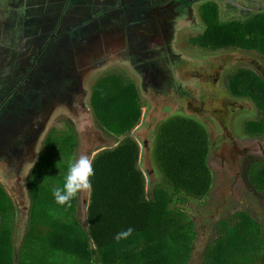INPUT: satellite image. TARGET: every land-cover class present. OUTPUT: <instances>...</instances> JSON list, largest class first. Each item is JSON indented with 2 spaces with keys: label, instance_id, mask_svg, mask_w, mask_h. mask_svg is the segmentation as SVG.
<instances>
[{
  "label": "trees",
  "instance_id": "1",
  "mask_svg": "<svg viewBox=\"0 0 264 264\" xmlns=\"http://www.w3.org/2000/svg\"><path fill=\"white\" fill-rule=\"evenodd\" d=\"M201 8H205L202 14L207 22L197 41L201 46H240L258 51L264 58V10L243 20L221 22L215 2H204ZM109 79L110 84L103 86L100 82L95 86L93 107L102 128L121 137L140 121L142 102L132 82L115 76ZM122 81L124 89L119 91L115 82ZM132 88L136 93L133 98ZM229 88L238 98L254 100L261 112L259 119L246 122L247 133H264V74L239 69L230 76ZM208 137L204 125L192 116L178 113L163 120L156 135V173L152 172L149 190L139 165L140 144L134 137L125 135L116 146L110 144L99 151L92 160L94 175L89 177L92 186L85 222L78 217L75 196L64 205L46 193L40 201L31 195L29 187L32 205L41 202L45 211L39 215L32 212L22 243L27 250L18 251L17 255L13 251L12 255L10 249L2 248L0 258L7 256L5 264H192L196 223L180 205L205 200L209 195L213 174L207 162ZM54 140L62 144L53 145L56 155L59 148L62 154L68 153L78 141L74 132L54 130L48 135L47 148ZM41 158L49 161L48 165L54 162L50 155ZM53 165L58 167L57 163ZM244 173L251 190L264 198V160L247 156ZM53 176L49 173L48 177ZM0 201L4 221L5 212L14 207L1 189ZM233 220V224L227 219L219 222L220 236L205 246L202 264H264L261 223L246 211L234 214ZM128 227L132 228L130 235L114 239L117 232ZM4 231L0 232V239Z\"/></svg>",
  "mask_w": 264,
  "mask_h": 264
},
{
  "label": "flooded vegetation",
  "instance_id": "2",
  "mask_svg": "<svg viewBox=\"0 0 264 264\" xmlns=\"http://www.w3.org/2000/svg\"><path fill=\"white\" fill-rule=\"evenodd\" d=\"M5 1V11L9 9L8 18L13 19L5 22L0 36L3 31L5 34L8 31L16 35L15 41L19 35H23L24 40L27 39L30 43V47L26 49L27 53L30 52L26 59L24 56L15 59L12 57L9 58L6 68L0 65V166L4 165L6 169H10L12 172L9 177L17 181L29 178V170L31 173L41 158V152L44 150L38 152L39 142L42 144V136L50 127L49 122L54 116L55 106H62L69 114H73L71 110L76 93V101L79 104L75 107L74 114L80 116V112L85 110V97L88 92L86 88L99 66L98 62H101L102 66L107 64V60H116L117 67L133 70L137 74L135 77V74L130 72L128 78L138 81L132 83L145 108L143 113L146 112L155 124L163 115L159 118L152 117L151 113H159L151 109V101L144 98L143 93L154 98L153 102L159 101L161 93L164 92L159 89L169 81L163 73V68L171 67L175 80L183 84L191 83L198 75H207L209 79L214 80L220 75L218 66L210 64L201 67V70H195L194 74L189 75L190 78L183 80L181 77L188 74L195 64H199L198 56L183 54L178 40L181 33L189 28L187 24L190 23L191 27L202 29L204 32L207 22L202 14V4L215 2L221 22L231 18L243 20L261 8L257 7V4L253 5L251 0H248L250 6L245 9L231 0H222L223 4L225 3L222 8L216 0H33L34 5L27 6V14L19 15L16 11L24 7L25 0ZM255 3L261 5L264 1L255 0ZM203 49L211 50L204 47ZM218 49H242L262 56L256 50L240 46ZM78 66L82 69H78ZM6 69L9 73H5ZM123 79L128 81L127 78ZM152 91H159L156 93L158 97L154 94L156 99L152 96ZM228 104H231L229 101L227 106L230 107ZM69 114L62 112L64 117ZM75 120L69 118L72 124L76 123ZM61 124L58 126L59 131H73L64 122ZM236 124L231 126L234 130L232 134L240 136L236 133ZM54 130L51 128L49 134ZM49 134L44 137L46 141ZM215 139L219 144L217 143L214 149L211 147L214 142L209 144L211 157L215 155L220 144H228L218 136ZM17 149L20 152H16ZM247 156L249 155L245 158ZM0 189L13 202L12 239H19V201L15 202L11 198L1 180ZM18 199L20 200L19 197ZM0 223L1 232L4 224L1 214Z\"/></svg>",
  "mask_w": 264,
  "mask_h": 264
},
{
  "label": "rangeland",
  "instance_id": "3",
  "mask_svg": "<svg viewBox=\"0 0 264 264\" xmlns=\"http://www.w3.org/2000/svg\"><path fill=\"white\" fill-rule=\"evenodd\" d=\"M15 1L16 0H10V2ZM216 1L220 8H222L225 4H223L222 0ZM231 1L234 4H240V6H242L244 9L250 6L248 0ZM251 1L253 5L257 4V7L261 6V8H258L257 11L264 9V3H261L260 5V3H255V0ZM6 3L7 2L5 0H0V32L3 30L5 22L11 21L13 19L12 17L8 18L9 9L5 11ZM33 3V0H25L24 7H22L19 11L16 12H18L19 15L27 14V6L34 5ZM3 5L4 7H2ZM204 9L205 8H203L202 10ZM223 12L224 9L221 10V15H223ZM191 25L192 23L187 24L189 28H187L181 33L180 39L178 40L179 46L180 49L183 51L184 55L190 54L193 56H198L199 60L197 61V63L199 64H195V66L191 68L188 74H184V76H181L182 79H186L187 77H189V75L194 74L195 70H201V67L209 66L210 64H216V66H218L217 68L220 70L218 71L220 75L218 76V78L216 77L217 79L215 80L211 78L209 79L207 75H198L196 80L192 79L191 83L183 84L182 82L180 83L175 80V78L173 77L174 72L171 67L169 69L163 68V73L167 75L169 81H167L165 85L161 86L159 89V91H164L162 93L160 92V101L154 100L158 102H153L154 98H150L145 93H143V97L151 101L152 105L149 103L150 107H152L151 109H153L155 113H159H151L152 117L154 118H159L161 115H163V117L160 118H162L161 120H164L165 117H169L171 114L173 115L177 112L183 115H196L195 108H186L188 106L187 101L189 98L192 99L195 103L199 102L198 100H200L203 95L204 99L216 95H220L226 98L224 93L222 94V92H219V89H224L225 91L227 90L229 92V78L231 75L235 74V72L239 69L255 70L260 74H264V58L262 56H259L258 53L242 49H211V47H206L207 49L211 50H205L203 49V46L201 47V45L197 43L203 33V30L191 27ZM6 33L7 34H5L3 31L2 35L0 36V65L4 66V68L7 67V63L12 57H14L13 59H15L16 57L24 56V58L26 59L28 54L30 53H27L26 51V49L30 47V43L27 39L24 40L23 35H19V37L15 41L14 38L16 37V35H12V33L8 31H6ZM106 62L107 64L102 66L101 62H98L99 66L90 78V82L86 88V90H88L85 97V100H87V104L85 106V110L80 112V116L76 113L74 114V110L78 107L79 104V102L76 101V93H74L75 100H73V110H71L73 111V114L70 112L72 116L62 106H60L61 108H59L57 105L55 106V117L53 116L51 118L49 122L50 127L48 128V130L46 129L45 134H43L42 136V144H40L39 142L38 146V152L44 150L43 153L41 152L42 156H44V154L46 155V157L50 155L54 162L48 165L49 161H46V159L43 160L41 158L35 168L32 169L31 173L29 170L28 177L31 179L30 184L28 183L29 178H22V181H17L15 179L12 180L9 177V174L12 171L10 169H6L4 165L0 166V180L2 184L6 187L7 193L10 194L11 198L15 202L16 200L19 201V207H21L18 209L19 227L17 232V235H20V238H17L15 240L12 239L14 235V211L11 210L10 212H5V220L2 228V231L5 230V234L1 235L2 239H0V250L2 248L10 249L9 254L12 255L13 251L14 253L16 252L15 255H17L18 251L20 253L26 251V246L25 244L22 245V243L24 241L25 233H28L30 227L29 220L31 218L32 212L35 215H39L40 211H45L42 210L43 204L41 202L36 203L35 206L32 205L31 196L28 191L29 187L32 190L31 195L33 197L35 196V198H37L38 200L41 201L43 198L42 194L44 195L45 193L47 194V197L53 200L54 197L52 194V190L56 187L62 186L63 179L67 171L68 161L73 158H78L81 155H90L91 152L93 153V151H96L95 149L98 148L96 147L99 143V139H97L98 136L96 135V132H98V130H100L102 134L104 133L109 139L116 138L114 135L104 130L100 125V119L98 118V114L96 113L93 107V90L95 86L98 85L100 82L103 86L110 84L109 78L112 79L113 76L120 77L122 80L123 78H127L128 81L125 82L136 83L138 81H135L134 79L132 81V79L128 78L130 72L134 73L133 70L122 69L120 68V66L117 67L116 65L118 64V62L116 60H107ZM78 69H82V67L78 66ZM5 73H9L7 69ZM134 74L135 77H137V74ZM124 85L125 83L123 81L122 83L115 82V86L119 91L120 89H124ZM159 86L160 84L157 87ZM178 89L186 90L190 95L189 98L187 99V97L183 93H180ZM157 92L154 93L152 91V96H154L155 94L156 97H158L156 94ZM79 95L81 97L80 93ZM130 95L132 98L136 95V93L134 92V88H132ZM211 99H214L215 101L218 100L215 97ZM80 100H82V98ZM239 101L240 108H236L238 109V111L233 114L234 122L232 124L237 123V129L235 130L236 133H238L240 136H235L232 133H225L224 129L220 126L219 122V126H216L215 123L206 120V127H208L212 133L211 139H209V144H212L214 142L213 146L210 145L212 149L217 146V143L219 144V142L215 139L216 136H218V138H221L222 141L228 143L225 146H222L220 144L219 149L217 150L215 155L211 157L210 153L208 156L207 162L213 174V185L211 187L208 197L205 200L203 199L190 201L188 203H183L180 205V207L186 210V212L192 217V219L196 223V237L194 238L195 251L192 254L190 260L192 264H202V253L205 249V246L211 241H214L218 236H220L218 224L223 219H227L233 224L234 220L231 221L233 215L241 211H246L249 212V214L254 219L260 222L264 229V198L255 194L251 190L250 184L248 183V181H246V174L244 173L246 155H251L253 158L258 160H264V133H257L251 136L247 133L245 128L246 122L248 120L259 119L261 116V112L258 110L257 104L254 103V100L253 102L251 99L246 98L244 100L240 99ZM154 103L159 105H154ZM234 106L238 107L236 104H234ZM144 109L145 108L142 106L141 114H143ZM183 109L184 111H181ZM63 111L69 114V116L67 115L68 117H64L62 115ZM199 115L205 116V113ZM69 118L71 120L76 119V123H70ZM140 121L136 126L140 124ZM152 121V119H149L148 122L152 123ZM61 122H64L65 125L72 128V132L76 133L78 141L75 146H73V148H70L71 150H69L68 153L62 154L59 148L58 154L56 155L57 152L55 151L56 149L53 148V145H58L59 147L60 145H62L61 142H57L55 140L51 141L49 144L51 148H47L48 145L47 143H45L46 138L44 137H47V134H49L51 128L52 130L55 129L56 132H61L58 130V126L61 124ZM129 133H126L125 135L129 136ZM244 134L247 136H243ZM55 135L58 134L56 133ZM125 135L119 138H122ZM51 136L53 137V135ZM149 137L153 139V135L151 136L150 133V135L147 136L144 140L146 141V139H148ZM105 144L110 145L109 140H107V143ZM232 144H234L235 146L233 145V147H230V145ZM146 146L149 147L150 144ZM240 148H246L247 150L242 151V149ZM53 163H57L58 167L54 166ZM52 170L55 171L51 172ZM49 173H54L53 178L49 179ZM158 179L160 180L161 178L158 176ZM34 181L37 182L36 185H34ZM42 181L44 182L42 183ZM89 191L90 190L88 189H81L77 192L75 196L78 199L76 204L78 217L84 222L86 216V207L88 203L87 199L89 198ZM18 197L20 198V200L18 199ZM73 199L74 197L72 198V200ZM0 202L2 205L3 201ZM32 209L33 211H31ZM6 260L7 256L0 258V264H5Z\"/></svg>",
  "mask_w": 264,
  "mask_h": 264
},
{
  "label": "water",
  "instance_id": "4",
  "mask_svg": "<svg viewBox=\"0 0 264 264\" xmlns=\"http://www.w3.org/2000/svg\"><path fill=\"white\" fill-rule=\"evenodd\" d=\"M222 90V94L224 93V95L226 96V98L222 97V96H218L215 98H217L218 100H214L211 99L213 98V96L207 97L204 99V95L201 97L200 100H198L199 102L195 103L192 99L189 98V94L186 90L184 89H178V91L180 93H183L187 99H188V106L186 108H195V112L197 116H194L195 119H197L202 125H204V127L206 128L207 132H208V136L209 139H211L212 133L210 131V129L208 127H206V120L215 123L216 126L218 125V122L220 123V126L224 129V131H226L227 133L231 134L234 131L232 130V123L233 121V114L238 111V109L236 108H240V98H236L234 97L230 91L228 92L227 90L225 91L224 89ZM204 99V100H203ZM246 98H243L241 100H244ZM250 99V98H247ZM160 101V100H159ZM230 102L231 105L230 107L227 106V102ZM234 104H236L238 107H235ZM184 108V109H186ZM243 108V107H242ZM181 110V111H184ZM205 113V116H200L199 114ZM168 117L164 118L167 119ZM149 119H151L149 116H147V113H143L140 124L138 126H136L130 133L129 136L134 137L137 142H139L140 144V157H139V165L142 168V170L144 171V174L147 178V189H150L151 186V180H152V172L156 173V167L154 165V148H155V144H156V135H157V131L158 128L160 126V124L163 122V120H157L156 123L154 124L149 123ZM161 121V122H160ZM211 123V124H212ZM155 125V126H154ZM154 130V132H153ZM153 132V134H152ZM97 134V139H99V143H98V147L97 149H95L96 151H93V153L91 152L89 156H92L94 158V156L101 151L102 149L106 148V147H111V145H107L105 143H107V140H109L110 144H112L113 146H116L118 144V142L120 141L121 138L116 137V138H112L109 139L107 138V136L100 130H98V132H96ZM151 133V136L153 135V139L151 137H149L148 139H146V141L144 140L147 136H149ZM152 142V145H151ZM150 146H146L149 145ZM81 149V148H80ZM16 152H20V150H16ZM92 154V155H91ZM94 154V155H93ZM93 160V159H92ZM148 169H151V171H149ZM90 192L91 189L89 191V197H90ZM89 199V198H88ZM87 199V202L89 203V200ZM87 203V206H88ZM87 208V207H86Z\"/></svg>",
  "mask_w": 264,
  "mask_h": 264
},
{
  "label": "clouds",
  "instance_id": "5",
  "mask_svg": "<svg viewBox=\"0 0 264 264\" xmlns=\"http://www.w3.org/2000/svg\"><path fill=\"white\" fill-rule=\"evenodd\" d=\"M94 155V154H93ZM92 156L81 155L68 161L67 171L63 179V184L52 190L53 197L57 204H67L76 196L81 189H91V181L89 177L94 175L92 166ZM132 232V228L128 227L117 232L114 239L119 240L127 237Z\"/></svg>",
  "mask_w": 264,
  "mask_h": 264
}]
</instances>
